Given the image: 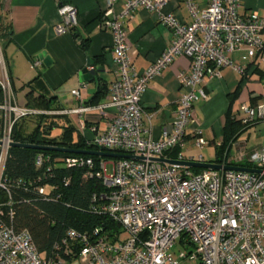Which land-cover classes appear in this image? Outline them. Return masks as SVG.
<instances>
[{
  "label": "built area",
  "instance_id": "1",
  "mask_svg": "<svg viewBox=\"0 0 264 264\" xmlns=\"http://www.w3.org/2000/svg\"><path fill=\"white\" fill-rule=\"evenodd\" d=\"M118 0H107L100 26L112 36V62L116 79L111 83L108 102L102 109L113 114L106 130L96 134L92 129L90 144L99 151L144 157L143 161L112 159L101 161L95 174L107 192L93 196L95 212L117 225L121 234L113 241L95 229L91 235L74 231L67 233L62 245L70 254L69 242L80 243L77 258L85 264H264V148L248 150L243 142H231L234 154H221L222 166L259 170L260 173L225 170H200L151 162L167 159L203 163L202 157L186 160L181 153L171 159L169 154L182 150L190 142L202 150L210 144L202 137L194 117V106L207 100L201 88L205 81L221 78V70L230 67L243 75L230 56L242 53V61L264 66V17L257 12H239L241 0H206L199 10L195 0H185L192 22L187 25L173 14H164L166 0H125L122 10L114 13ZM60 24L57 34L70 33L77 25V10L71 4H59ZM152 13L157 21L171 31V41L159 58L149 67L136 72L129 57L126 24L138 9ZM1 51V50H0ZM189 60L187 71L178 74L181 95L170 122L158 139L144 136L143 119L147 116L140 100L151 80L159 76L175 58ZM40 65L38 59L29 63L31 70ZM6 62L1 52L0 89V191L8 190L2 180L4 162L13 143V128L41 111L19 106L10 93ZM80 87H84L81 85ZM71 94L80 103L74 113L87 111L82 106L79 90ZM240 122L248 127L264 122V102L240 107ZM218 143L216 147H220ZM48 157L38 154L35 165L41 167ZM92 160L69 157L62 160L68 168L91 167ZM249 165V166H246ZM110 167V174H108ZM45 187L38 189L41 195ZM9 195V194H8ZM0 202V264H65L46 258L33 245L26 230L16 231L11 209L4 215ZM179 242L183 247L176 258L171 251Z\"/></svg>",
  "mask_w": 264,
  "mask_h": 264
},
{
  "label": "crops",
  "instance_id": "2",
  "mask_svg": "<svg viewBox=\"0 0 264 264\" xmlns=\"http://www.w3.org/2000/svg\"><path fill=\"white\" fill-rule=\"evenodd\" d=\"M124 2L125 0L117 1L113 7L114 13L122 10ZM68 3L77 10V25L72 32L59 35L55 32L60 24L57 0H0L1 13L11 27L12 40L4 48L11 76L10 93L19 106L25 107L28 106V96L31 100L43 96L45 104L51 106L50 111L42 108L34 110L43 112V116L68 121L86 140H90L93 136L91 130L95 129L96 134L103 133L113 114L110 108L102 109L108 102L110 85L116 79L111 55L112 36L99 24L107 9V0H68ZM195 3L199 10L206 8V0H195ZM249 11L264 17V0H241L239 12L246 14ZM162 12L173 14L184 24L192 22L185 0H166ZM126 29L129 57L138 73L146 70L161 56L172 37L166 26L142 8L127 22ZM80 40L86 46L85 49L79 47L77 41ZM42 52L49 56V66L38 59ZM241 57L242 53L230 56L233 63L244 71V79V74L240 75L226 67L221 70L220 79L205 80L201 84L207 100L195 104L194 117L203 138L210 145L217 146L230 137L224 129L226 119L227 116L234 120L240 119L241 116L237 114L240 103L255 106L264 102V91L260 92L255 85L264 76L260 77L254 71L258 66L253 61L244 62ZM33 59L40 61L36 70L29 68ZM88 59L94 61L95 67L102 69L92 82L82 84L78 73L85 67ZM188 67L189 60L178 56L159 76L149 82L140 100L143 111L150 116L149 120L146 117L143 119L144 136L158 139L162 129L170 122L181 95L177 76L180 72L187 71ZM258 68L264 73V66ZM252 79L254 84L252 82L249 85ZM81 85L84 87H80ZM79 87L82 106L87 111L74 113L79 109L80 103L71 91ZM36 118L40 119L39 116ZM30 119L27 121H32ZM41 121L44 123L45 119ZM251 128L258 136H264V122H256L243 129L238 137ZM191 145L188 142L186 146H190L189 149L185 146L181 151L169 154V157L174 159L181 153L186 160L201 156L204 163H215L216 156L207 159L201 155V150L192 148ZM65 264L85 263L75 257L66 259Z\"/></svg>",
  "mask_w": 264,
  "mask_h": 264
},
{
  "label": "trees",
  "instance_id": "3",
  "mask_svg": "<svg viewBox=\"0 0 264 264\" xmlns=\"http://www.w3.org/2000/svg\"><path fill=\"white\" fill-rule=\"evenodd\" d=\"M67 4L68 0H59V4ZM12 40L11 27L1 13L0 4V48L5 59L4 48ZM79 47L85 49L83 42L77 41ZM6 62V60H5ZM7 65V62H6ZM7 75L11 84V76L8 65ZM254 71L260 76L264 73L255 67ZM243 79L245 77L242 76ZM31 93V92H30ZM29 93V94H30ZM3 101V93L0 89V104ZM28 108H42L50 111L49 104H45L43 96L34 100L28 96ZM34 131L28 136L20 134L22 122L13 128L12 140L15 143L30 144L34 146H55L78 151H99L88 142L68 121L61 125L51 122V116H39ZM45 122L42 123V119ZM54 127H60L61 133L52 135ZM1 128V124H0ZM246 127L240 120H234L227 116L225 131L227 137L220 147H216V161L220 162L221 154L230 151L231 142L237 140L239 133ZM43 154L48 157L41 167L35 165V157ZM69 157H83L92 160L91 167L68 168L61 165L62 160ZM109 158H98L85 155L63 154L59 152L37 151L23 148H10L8 150L3 171L2 180L5 182L8 194L0 191V202L8 203L3 207L4 215L11 209L13 212L12 226L16 231L26 230L36 250L46 258L58 261L77 257L80 243L69 242L70 254H65V246L62 242L69 231L81 235H91L97 229L101 236H107L113 241L118 240L121 234L120 228L111 222L106 216L95 212L92 208L96 205L93 196L104 195L107 190L102 181L95 176L99 171L101 161H111ZM249 166V165H246ZM194 173L200 170L191 169ZM45 187L46 193L41 195L38 191Z\"/></svg>",
  "mask_w": 264,
  "mask_h": 264
},
{
  "label": "water",
  "instance_id": "4",
  "mask_svg": "<svg viewBox=\"0 0 264 264\" xmlns=\"http://www.w3.org/2000/svg\"><path fill=\"white\" fill-rule=\"evenodd\" d=\"M38 59L42 61L45 66H49L51 64V60L46 52H42L38 55ZM101 67H95L94 61L88 59L84 68H82L78 73L79 82L82 84L92 82L95 75L101 72ZM11 148H23V149H31L37 151H47V152H59L63 154H73V155H85V156H93L98 158H109V159H128L135 161H143L144 157L120 154V153H112V152H104V151H78L72 150L68 148L55 147V146H34L30 144H22V143H11ZM151 162L164 163L172 166L185 167L190 169H201V170H225V171H235V172H247V173H260L259 170L244 168V167H236V166H222L216 163H198V162H190V161H175V160H167V159H149Z\"/></svg>",
  "mask_w": 264,
  "mask_h": 264
},
{
  "label": "rangeland",
  "instance_id": "5",
  "mask_svg": "<svg viewBox=\"0 0 264 264\" xmlns=\"http://www.w3.org/2000/svg\"><path fill=\"white\" fill-rule=\"evenodd\" d=\"M0 50H1V48H0ZM0 57H1V51H0ZM253 81L254 80L252 79L249 82L250 84L249 83L248 84L251 85ZM253 84H254V82H253ZM255 85L257 86V88H259V91L260 92L264 91V78H262V81L260 83L259 82H256ZM241 106H242V104L240 103V105L238 107H241ZM239 110H240V108H239ZM235 112H236V110L233 113H235ZM237 114L241 116V112L240 111L237 112ZM0 119H1V117H0ZM30 120H32V121H27V120H23L22 121V125L23 126L22 125L21 126L23 127V129L20 132V134L22 136H28V135H30L34 131L35 126H36V122H38V118L32 117V119H30ZM63 121L64 120H58V118H53V119L49 120V123L55 122V123H58V125H59V123H63ZM60 133H61V130L58 127H54L53 128V130H52V135L53 136L54 135H57V134H60ZM202 137H203V135H202ZM237 142H243V143H245V146H246V148L248 150H250V149H256V148H261V147H264V136H258V134L255 132V130L253 128H251L250 130L243 132L237 138V140H236L235 143H237ZM186 147H187V149L190 148V146H186ZM215 148H216L215 145L208 144L207 146H205L200 151V153H201V155L205 156V158L212 159V158H214L216 156L215 155L216 154ZM234 152H235V147H231L230 148V153L231 154H234ZM107 170H108V174H110V167H108ZM183 250H184L183 247L180 245L179 242H177L175 244V246L173 247V249L171 251V254L173 255L174 258H176L177 255H178V253L180 251H183Z\"/></svg>",
  "mask_w": 264,
  "mask_h": 264
}]
</instances>
